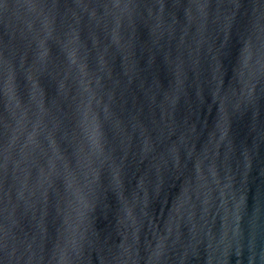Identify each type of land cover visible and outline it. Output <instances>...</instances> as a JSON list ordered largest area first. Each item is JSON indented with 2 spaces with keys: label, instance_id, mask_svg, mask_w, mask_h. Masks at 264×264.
<instances>
[{
  "label": "water",
  "instance_id": "water-1",
  "mask_svg": "<svg viewBox=\"0 0 264 264\" xmlns=\"http://www.w3.org/2000/svg\"><path fill=\"white\" fill-rule=\"evenodd\" d=\"M0 264H264V0H0Z\"/></svg>",
  "mask_w": 264,
  "mask_h": 264
}]
</instances>
